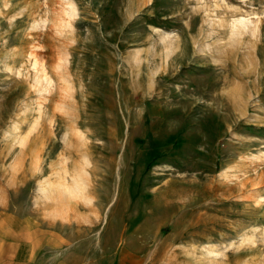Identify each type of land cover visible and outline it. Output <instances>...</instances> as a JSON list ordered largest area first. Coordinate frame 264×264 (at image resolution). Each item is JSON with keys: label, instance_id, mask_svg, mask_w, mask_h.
Here are the masks:
<instances>
[{"label": "rangeland", "instance_id": "obj_1", "mask_svg": "<svg viewBox=\"0 0 264 264\" xmlns=\"http://www.w3.org/2000/svg\"><path fill=\"white\" fill-rule=\"evenodd\" d=\"M0 264H264V0H0Z\"/></svg>", "mask_w": 264, "mask_h": 264}]
</instances>
